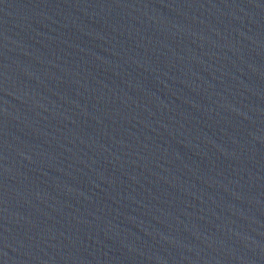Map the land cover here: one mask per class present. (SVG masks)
<instances>
[{
	"label": "water",
	"instance_id": "95a60500",
	"mask_svg": "<svg viewBox=\"0 0 264 264\" xmlns=\"http://www.w3.org/2000/svg\"><path fill=\"white\" fill-rule=\"evenodd\" d=\"M0 264H264V0H0Z\"/></svg>",
	"mask_w": 264,
	"mask_h": 264
}]
</instances>
